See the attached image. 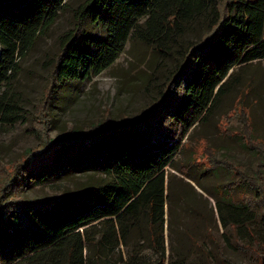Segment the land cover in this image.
<instances>
[{
	"label": "rangeland",
	"instance_id": "obj_1",
	"mask_svg": "<svg viewBox=\"0 0 264 264\" xmlns=\"http://www.w3.org/2000/svg\"><path fill=\"white\" fill-rule=\"evenodd\" d=\"M24 1L0 0V63L6 68L0 77L4 201L57 198L104 178L98 171L73 169L30 187L10 181L16 165L30 153H40L46 142L109 121L134 120L161 99L192 47L202 44L217 24L224 2L165 0L152 5L148 0L143 8L129 0L123 6L121 0H61L55 14L45 13L37 27L24 30L16 15L6 13ZM111 3L123 12L114 11L120 23L116 26L103 18ZM189 62L191 68L182 74L180 105L187 134L175 168H166V257H184L186 264H264V198L257 201L263 190L249 183L235 187V172L222 164L244 167L250 176L264 170L261 152L248 144L240 119L245 112L250 137L264 142V58L229 71L223 81L231 74L236 77L206 121L192 119L205 65L197 53L190 54ZM187 169L190 177L183 173ZM218 199L236 208L247 203L259 216L224 226ZM149 233L151 244L135 229L128 245L121 243L114 253L103 255L102 263L127 264L132 251L157 259L156 237ZM1 254L2 247L0 264H5Z\"/></svg>",
	"mask_w": 264,
	"mask_h": 264
},
{
	"label": "trees",
	"instance_id": "obj_2",
	"mask_svg": "<svg viewBox=\"0 0 264 264\" xmlns=\"http://www.w3.org/2000/svg\"><path fill=\"white\" fill-rule=\"evenodd\" d=\"M60 1L26 0L12 5L6 13L16 15L24 30H33L45 13H56V5L63 3ZM129 1H138L143 8L148 3V0ZM157 1L165 0H151L152 5ZM125 2L121 0L122 6ZM114 11L123 14L113 3L103 12L110 26L120 24ZM52 17L54 15L48 16ZM191 53H197L205 65L192 119L206 121L236 77L231 74L223 81L229 71L264 58V0H224L217 24L204 42L192 47L181 72L173 78L165 94L136 119L120 123L109 121L85 132L57 137L46 142L40 153H30L16 165L10 178L15 187L53 180L73 169L98 171L104 178L57 198L4 201L1 195L0 247L5 264H103V255L114 253L121 243L128 245L135 229L144 233L143 237L150 244L149 232L152 231L158 258L141 257L140 251H132L127 264H186L184 257L175 261L166 257L164 228L170 186L166 168H175L187 134L186 118L180 105L183 72L191 68ZM60 67L61 61L58 69ZM5 73V64L0 63V77ZM240 119L248 144L261 152L259 164L263 166L264 142L258 143L250 137L245 112ZM222 164L235 172L231 183L235 187L249 183L262 189L259 200L257 197L261 202L264 170L250 176L244 167L226 161ZM183 173L190 177L189 169ZM241 204L245 205L236 208L232 203L217 200L224 226L240 225L259 216L256 208Z\"/></svg>",
	"mask_w": 264,
	"mask_h": 264
}]
</instances>
